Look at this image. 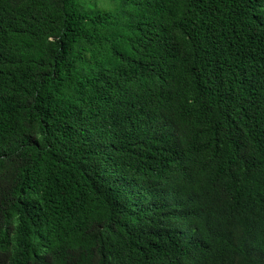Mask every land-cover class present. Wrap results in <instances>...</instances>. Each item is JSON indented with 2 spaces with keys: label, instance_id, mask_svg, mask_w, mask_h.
I'll return each instance as SVG.
<instances>
[{
  "label": "trees",
  "instance_id": "obj_1",
  "mask_svg": "<svg viewBox=\"0 0 264 264\" xmlns=\"http://www.w3.org/2000/svg\"><path fill=\"white\" fill-rule=\"evenodd\" d=\"M0 264H264V0H0Z\"/></svg>",
  "mask_w": 264,
  "mask_h": 264
},
{
  "label": "bare ground",
  "instance_id": "obj_2",
  "mask_svg": "<svg viewBox=\"0 0 264 264\" xmlns=\"http://www.w3.org/2000/svg\"><path fill=\"white\" fill-rule=\"evenodd\" d=\"M169 227V226H168ZM173 229V228H172Z\"/></svg>",
  "mask_w": 264,
  "mask_h": 264
}]
</instances>
